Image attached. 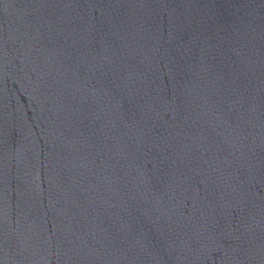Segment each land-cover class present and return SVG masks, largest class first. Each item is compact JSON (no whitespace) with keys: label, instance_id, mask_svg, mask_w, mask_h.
Returning <instances> with one entry per match:
<instances>
[{"label":"water","instance_id":"obj_1","mask_svg":"<svg viewBox=\"0 0 264 264\" xmlns=\"http://www.w3.org/2000/svg\"><path fill=\"white\" fill-rule=\"evenodd\" d=\"M0 264H264V0H0Z\"/></svg>","mask_w":264,"mask_h":264}]
</instances>
